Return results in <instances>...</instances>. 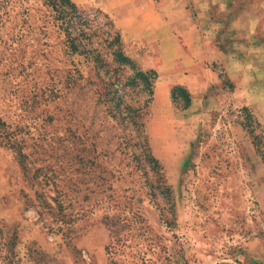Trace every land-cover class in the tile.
Here are the masks:
<instances>
[{"label": "rangeland", "instance_id": "rangeland-1", "mask_svg": "<svg viewBox=\"0 0 264 264\" xmlns=\"http://www.w3.org/2000/svg\"><path fill=\"white\" fill-rule=\"evenodd\" d=\"M72 1L106 11L125 0ZM215 2L205 16L215 46L238 18L264 41V0ZM58 17L47 0H0V264H264V165L240 124L249 111L264 136V54L231 92L223 64L206 59L218 84L187 121L175 109L161 117L141 88L110 99L93 63L68 55ZM157 42L139 36L122 49L158 76ZM151 155L172 190L173 227L149 195ZM36 195L52 210L43 218Z\"/></svg>", "mask_w": 264, "mask_h": 264}, {"label": "crops", "instance_id": "crops-1", "mask_svg": "<svg viewBox=\"0 0 264 264\" xmlns=\"http://www.w3.org/2000/svg\"><path fill=\"white\" fill-rule=\"evenodd\" d=\"M186 1H192V16L186 10ZM110 3L103 6L115 17L123 44L139 36L158 38V76L154 93L157 99L156 116L175 113L162 80L171 86L183 85L189 91L191 104L180 112L187 121L208 87L218 84L216 74L210 68H203L206 59L222 63L228 78L236 82L242 74L250 73L248 66L256 63L257 53L264 54V41L254 40L255 32L247 34L242 31L244 28L236 22L239 18L234 21L231 34L225 36L228 40L224 45L215 46L212 43L208 35L212 31L205 24V16L209 3L217 7L215 0H155L150 4L147 0H125L113 5ZM261 27L263 30L264 17Z\"/></svg>", "mask_w": 264, "mask_h": 264}, {"label": "trees", "instance_id": "trees-1", "mask_svg": "<svg viewBox=\"0 0 264 264\" xmlns=\"http://www.w3.org/2000/svg\"><path fill=\"white\" fill-rule=\"evenodd\" d=\"M47 1L59 16L58 20H60V23L58 27L64 33L68 55L73 58L77 55L82 56L85 61L93 63L94 69L102 76V79L109 87L108 95L111 94L110 99L116 100L118 103L117 100L125 94V88L138 87L142 91H147V99L144 103L148 106L153 99L157 73L154 69H144L138 66L133 59L124 53L121 34L112 16L98 7L80 10L79 6L72 0ZM104 48L107 50L104 51ZM71 62H73L72 59ZM124 68L129 70V73L125 76L122 73ZM218 77L221 83L223 85L226 84L228 91L231 92L234 85L223 68L218 73ZM68 78L73 81L75 78L74 74H69ZM122 79L125 82L122 83ZM119 92L122 93L119 94ZM169 97L173 108L178 112L186 110L191 104L189 91L185 86L180 84L171 86ZM243 110L247 111L248 109L243 107ZM116 112L114 111V117L116 116ZM240 124L250 136L251 143L264 165V136L260 129V123L248 111L245 119ZM4 125L6 124L0 119V126ZM8 134V132L4 133L3 137L6 136L5 140ZM144 141L145 145L148 146L146 134L144 135ZM149 159L152 162V168L155 169V181L152 184L148 183L149 195L153 198L158 208L161 204L168 205L169 213L163 221L173 227L175 223V211L171 187L166 183L163 166L159 163L158 159L153 155ZM18 162L25 172L22 161L18 159ZM36 198L38 201L36 206L39 208V217L43 218V215L52 212L51 208L46 206L47 204L42 201L40 195H36Z\"/></svg>", "mask_w": 264, "mask_h": 264}]
</instances>
